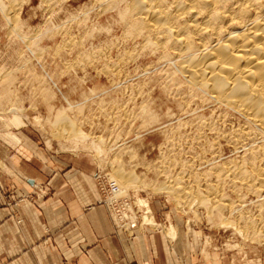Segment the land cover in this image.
<instances>
[{
	"label": "rangeland",
	"instance_id": "obj_1",
	"mask_svg": "<svg viewBox=\"0 0 264 264\" xmlns=\"http://www.w3.org/2000/svg\"><path fill=\"white\" fill-rule=\"evenodd\" d=\"M1 1L0 94L11 93L0 128L21 116L49 153L89 162L95 183L102 168L170 242L177 221L193 259L264 264V190L243 180L264 170L259 130L186 79L170 45L127 32L104 0ZM12 190L7 206L23 199Z\"/></svg>",
	"mask_w": 264,
	"mask_h": 264
},
{
	"label": "crops",
	"instance_id": "obj_2",
	"mask_svg": "<svg viewBox=\"0 0 264 264\" xmlns=\"http://www.w3.org/2000/svg\"><path fill=\"white\" fill-rule=\"evenodd\" d=\"M20 119L0 128V152L8 150L0 160V264H211L193 259L177 221L171 242L149 227L116 229L90 163L49 153ZM10 187V197L23 199L7 206ZM35 187L48 192L36 198Z\"/></svg>",
	"mask_w": 264,
	"mask_h": 264
},
{
	"label": "bare ground",
	"instance_id": "obj_3",
	"mask_svg": "<svg viewBox=\"0 0 264 264\" xmlns=\"http://www.w3.org/2000/svg\"><path fill=\"white\" fill-rule=\"evenodd\" d=\"M101 5L103 11L115 10L127 32L152 35L161 48L170 45V55L180 61V71L187 73L186 79L220 105L239 112L264 136V0H104ZM4 9L0 0V10ZM19 11L14 13L16 18ZM58 28L62 27L53 24L48 30ZM10 93L7 89L0 98L9 97ZM118 175L122 178L121 173ZM243 180L250 188L264 190V170ZM131 204L135 205L133 200L129 207ZM208 205L201 201L206 210ZM144 213L150 215L147 210ZM141 216L137 229L151 226Z\"/></svg>",
	"mask_w": 264,
	"mask_h": 264
},
{
	"label": "built area",
	"instance_id": "obj_4",
	"mask_svg": "<svg viewBox=\"0 0 264 264\" xmlns=\"http://www.w3.org/2000/svg\"><path fill=\"white\" fill-rule=\"evenodd\" d=\"M94 178L102 194V202L110 213L116 229L126 234L134 232L139 227L138 217L141 216V211L139 206L131 204L129 207L132 196L121 195L116 181L110 179L102 168H97ZM135 216L136 220L133 218Z\"/></svg>",
	"mask_w": 264,
	"mask_h": 264
}]
</instances>
